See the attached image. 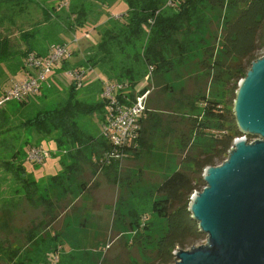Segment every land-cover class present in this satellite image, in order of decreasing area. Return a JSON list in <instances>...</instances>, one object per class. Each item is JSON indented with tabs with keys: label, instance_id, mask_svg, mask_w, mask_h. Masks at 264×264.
Segmentation results:
<instances>
[{
	"label": "trees",
	"instance_id": "trees-1",
	"mask_svg": "<svg viewBox=\"0 0 264 264\" xmlns=\"http://www.w3.org/2000/svg\"><path fill=\"white\" fill-rule=\"evenodd\" d=\"M121 3L127 11L118 10L123 12L118 16L113 7ZM221 12L226 16L213 44L195 57L191 67L198 70L195 76L186 77L195 90L189 92L184 85L176 89V82L169 78L176 81L178 69L188 70L195 52L190 36L208 28ZM71 35L75 43L81 41L73 52L68 48ZM58 47L67 48V54L54 64L38 91L23 100L8 99L15 84L39 72L28 66V59L45 61ZM261 48L264 0H0V77H5L0 84V224L11 220L26 203L41 202L47 208L45 220L29 229L24 240L11 241L4 226L3 264H85L77 250L64 249L70 243L59 242L60 233L49 235L51 224L60 219L52 199L56 188L68 190L70 177L83 172L85 165L108 169L106 173L116 172L119 177V161L107 160L106 154L120 150L136 158L149 155L159 130L175 137L181 166L157 189L153 206L157 222L142 225L133 217V209L129 213L140 237L136 243L145 254L143 264H175L177 249L206 239L189 212L190 200L206 186L204 170L221 165L234 140L243 136L233 112L236 91L259 59ZM79 54L85 58L75 66L71 56ZM21 73L20 81L11 84ZM94 74L98 78L92 79ZM62 75L70 78L66 86L57 81ZM144 82L148 86L142 87ZM112 83L127 86L114 105L103 96L106 85ZM149 85L165 99V107L159 108L160 100L157 107L151 106L148 97L138 140L116 147L103 133L114 114L112 108L132 106L138 96L151 90ZM90 121L94 125L89 129ZM32 131L45 137L60 133L57 143L69 160L63 173L48 179L49 188L32 179L25 168L30 152L41 149L31 142ZM247 137L251 142L253 137ZM98 154L104 158L98 159ZM121 215L126 224L127 216ZM157 224L162 232L153 241L148 233ZM143 238H148L146 244ZM37 241L38 248L31 250Z\"/></svg>",
	"mask_w": 264,
	"mask_h": 264
},
{
	"label": "rangeland",
	"instance_id": "rangeland-1",
	"mask_svg": "<svg viewBox=\"0 0 264 264\" xmlns=\"http://www.w3.org/2000/svg\"><path fill=\"white\" fill-rule=\"evenodd\" d=\"M118 10L127 11L126 4L121 3L113 7V12L120 16L123 12L118 13ZM225 16L226 12H221L219 17L217 15L213 18L212 24L208 28L190 36L195 52L190 57L188 70L178 69L177 75L174 76L177 78L176 81L174 78H169L171 82L173 80L176 82L174 83L176 89L184 85L189 92L195 90L192 82L188 81L186 77H190V75L193 77L197 73L198 70H191L192 65L197 61L195 57H201L202 50L207 48L209 44H213ZM92 28L90 27L89 31ZM71 36H68L70 37L69 52L75 51L81 45V41L75 43V36ZM80 54L75 57L71 56V62L75 66L80 65V62L85 58ZM263 55L264 48H261L258 56L261 58ZM59 73L61 72L57 71L56 74ZM19 75L17 77L19 80L14 79L10 83L19 82L24 73ZM91 78L96 79L98 77L94 74ZM4 79L5 77H0V84ZM57 81L66 86L70 78L67 75L64 77L62 75V77H57ZM146 85L148 86V83L144 82L142 87ZM149 87L151 90L147 94V99L151 97L150 105L157 107V101L160 100L162 103L159 108L163 109L165 99L160 95L157 96V91L153 90L152 86L149 85ZM47 102L48 104L53 103L52 101ZM88 124L89 129L90 125H94L91 121ZM58 136L60 133L56 131L47 137L34 131L30 133L31 142L44 150L46 159L43 163H35L27 158L25 168L27 174L35 181L45 184V188H49L48 179L63 173L64 166L69 163L65 156V150L60 148L57 143ZM246 139L248 140V137ZM255 140L256 138L252 139V141ZM153 144L154 150L149 155L143 154L136 158L134 155L127 154L128 156L121 158L118 167L120 178L116 172L106 173L110 171L108 169L102 170L100 167L97 170L94 166L85 165L83 172L75 173L70 177L68 190L56 188L55 197L52 196V199H55L58 204L57 216L60 219L51 224L49 235L60 233L59 242L64 243L66 240L70 243L69 246L64 245V249L69 250L70 247L71 250H77L79 260L85 264H103V259L106 260L104 264H143L145 254L142 249L138 248L139 243H136L140 237L137 227L132 226L134 223L129 213L133 209V217L139 220L142 225L145 221L157 222L153 210L157 189L174 170L181 166V157L175 137L166 136L164 131L159 130L154 135ZM101 158H104L103 155L98 154V159ZM118 178V184H115ZM83 183L86 184L84 189L81 188ZM46 210V206L41 202L35 206L26 203L23 209L15 214L11 220L0 224V239H4V233H7L4 226H8V236L11 241H15L17 237H23L24 240L29 229L45 220ZM79 210H82L81 214ZM121 214L127 216L126 224L122 221ZM156 226V229L148 233L153 241H156L162 232V227L159 228V224ZM21 231L24 232L23 235L20 234ZM132 239H134L133 242L128 244V241ZM147 240L148 238H143V244H146ZM206 243L207 237L196 242L194 246H187L184 250H191L193 247H199ZM38 245L37 241L31 250L37 249ZM0 264H3L1 260Z\"/></svg>",
	"mask_w": 264,
	"mask_h": 264
},
{
	"label": "water",
	"instance_id": "water-1",
	"mask_svg": "<svg viewBox=\"0 0 264 264\" xmlns=\"http://www.w3.org/2000/svg\"><path fill=\"white\" fill-rule=\"evenodd\" d=\"M233 112L244 137L204 170L206 186L189 204L207 243L177 249L175 264H264V55L239 82Z\"/></svg>",
	"mask_w": 264,
	"mask_h": 264
},
{
	"label": "built area",
	"instance_id": "built-area-1",
	"mask_svg": "<svg viewBox=\"0 0 264 264\" xmlns=\"http://www.w3.org/2000/svg\"><path fill=\"white\" fill-rule=\"evenodd\" d=\"M66 54L67 48L58 47L45 61H41L34 56H31L28 59V66L32 69H39V72L35 77L15 84L14 87L9 90L7 98L18 101L36 93L39 85L52 73L54 64ZM75 78L79 79V77ZM126 89L127 86L121 83L107 84L103 96L111 100L114 105L116 104L117 94L123 93ZM147 94L138 96L132 106L118 105L116 108H112L113 110L115 109L113 111L114 114L105 123L103 133L104 137L116 147L124 148L125 146L133 145L138 140L141 130L140 121L147 109ZM126 155V153L119 150L107 153L106 159L121 161V158L126 157ZM29 156L31 160L38 163L43 162L46 159V153L41 149H33Z\"/></svg>",
	"mask_w": 264,
	"mask_h": 264
}]
</instances>
